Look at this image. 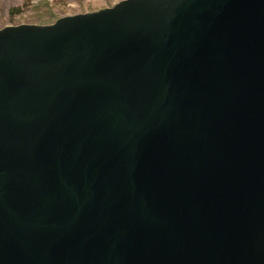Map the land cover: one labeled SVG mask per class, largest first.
Segmentation results:
<instances>
[{"label":"water","instance_id":"obj_1","mask_svg":"<svg viewBox=\"0 0 264 264\" xmlns=\"http://www.w3.org/2000/svg\"><path fill=\"white\" fill-rule=\"evenodd\" d=\"M0 264H264V0L0 28Z\"/></svg>","mask_w":264,"mask_h":264},{"label":"rangeland","instance_id":"obj_2","mask_svg":"<svg viewBox=\"0 0 264 264\" xmlns=\"http://www.w3.org/2000/svg\"><path fill=\"white\" fill-rule=\"evenodd\" d=\"M120 0H0V28L18 24H49L56 18L96 11Z\"/></svg>","mask_w":264,"mask_h":264}]
</instances>
